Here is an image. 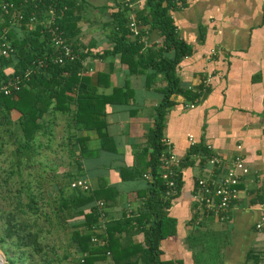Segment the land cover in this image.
<instances>
[{
	"label": "crops",
	"instance_id": "obj_1",
	"mask_svg": "<svg viewBox=\"0 0 264 264\" xmlns=\"http://www.w3.org/2000/svg\"><path fill=\"white\" fill-rule=\"evenodd\" d=\"M69 1L78 17V32L72 38L78 52L89 50L95 55L110 50L112 16L120 0ZM137 3L138 10L144 0ZM171 15L178 37L191 49L178 63L175 76L184 91H200V95L192 99L181 93L171 94L174 104L166 109L162 120L166 144L162 152H172L182 164L175 176L178 185L179 171L178 193L168 199V212L177 221L176 232L161 241L160 258L194 264L186 237L213 232L214 237L227 240L220 264H251L246 260L249 249L264 255V228L255 229L259 219L255 207L264 201H258L264 188V0H183L182 7L175 8ZM139 36L144 46L162 43L158 30L148 24ZM129 38L135 40L130 34ZM91 54L81 60L80 75L107 73V83L103 80L95 86L98 93L109 94L118 87L128 94L121 103L105 106L106 132L114 149L102 148L95 130L74 131L77 137L85 138L83 149L77 147V152L83 153L77 162L69 159L66 163V172L73 179L86 180L89 190L112 189L109 196L113 201L103 208L96 230L101 233L107 221L136 213L150 195L152 178L144 176L152 169L147 134L154 126L155 109L167 82L162 73H156L148 84V70L129 75L118 54ZM16 117L13 113L12 118ZM64 119L57 114L55 137L59 131L66 136ZM195 146L199 150L189 154ZM207 146L226 161L241 158L250 172L239 183L231 217L224 222L205 213L197 216L192 201L196 179L207 175L209 168L202 158L208 154ZM54 166L60 168L57 163ZM135 238L141 242L143 234ZM69 256L64 264H74L80 255ZM96 264H112V260L107 255Z\"/></svg>",
	"mask_w": 264,
	"mask_h": 264
},
{
	"label": "trees",
	"instance_id": "obj_2",
	"mask_svg": "<svg viewBox=\"0 0 264 264\" xmlns=\"http://www.w3.org/2000/svg\"><path fill=\"white\" fill-rule=\"evenodd\" d=\"M5 1L18 4L21 0ZM57 4L67 6L64 16L57 23L64 35L72 39L78 32V17L74 13L73 2L57 0ZM171 8H174L171 0H144L142 8L136 11V18L142 24L157 29L162 37L161 45L144 46L138 37L134 41L129 40L127 12L120 0L112 16L109 36L113 46L110 50L94 55L89 50L79 53L74 47L79 53L78 59L63 65L48 62L46 67L38 68L27 80H23L18 91L9 95L0 94V249L9 254L6 256L8 264H64L71 253L80 255L74 259V264H96L107 255L112 264L181 263L179 260L160 258V243L176 232L177 221L168 212L171 202L160 195L164 186L156 173V166L166 146L162 120L166 109L174 104L171 94L181 93L193 99L200 95V91L193 94L184 91L175 76L178 63L191 53V49L177 35ZM40 11L41 7L36 9L38 17L41 16ZM24 12L26 21L28 8ZM8 36L14 52L8 57L0 56V80H6V69L9 67L14 72L24 70L32 62L42 59L44 54L47 57L53 55L41 24L33 29L12 26ZM90 54L98 57L118 54L129 75L148 70V84L156 73H162L167 82L162 89L163 98L155 109L154 126L147 134L151 147L150 195L136 213L107 221L101 233L96 232L100 221L96 202L102 199L104 207L111 205V188H72L70 182L73 176L65 172L56 180L55 192L48 195L43 175L39 173L35 178L29 170L34 154L51 148L57 114L65 116L67 131L65 141L61 144L59 140L56 146L61 148L64 145L69 159L77 162V157L83 153V150L77 152V147L83 149L85 141L74 133L78 130H95L101 147L114 149L109 146L112 140L106 132L105 106L121 103L128 94L118 87L109 94L98 93L95 86L103 80L107 83V73L97 72L94 76L79 74L81 60ZM13 113L17 114L16 118H12ZM9 146L12 149L7 150ZM199 148L192 147L189 154ZM179 176L178 171V188L181 184ZM258 199L264 200V188ZM202 223L200 221V225ZM140 232L143 234L141 242L135 238ZM62 235L65 240L61 241V247L58 240ZM94 235L104 239L105 243H93L91 238ZM214 235L208 232L186 237L194 264H220L221 251L227 240ZM246 260L257 264L260 260L264 262V255L249 249Z\"/></svg>",
	"mask_w": 264,
	"mask_h": 264
},
{
	"label": "built area",
	"instance_id": "obj_3",
	"mask_svg": "<svg viewBox=\"0 0 264 264\" xmlns=\"http://www.w3.org/2000/svg\"><path fill=\"white\" fill-rule=\"evenodd\" d=\"M174 8L182 7L183 0H171ZM137 1L121 0V6L126 8L127 22L126 26L129 33L133 37H139L142 42V33L144 24L136 18ZM41 7V16L38 17L36 9ZM28 8L27 20L24 21V10ZM31 8V9H30ZM0 56L8 57L14 48L12 41L8 36L9 29L12 26L21 28H34L37 24L43 26L44 32L48 39V45L53 49V55L50 57L46 54L42 59H37L31 66L24 70L12 71L9 67L6 69V80H0V94L9 95L18 91L23 80H27L31 73L44 68L48 62L57 65H63L79 58V54L74 49V41L64 35L63 30L57 23V20L64 16L67 9L66 5H58L57 0H21L18 4L14 2L0 0ZM172 16V15H171ZM82 71L80 70L79 74ZM208 79L204 80L207 84ZM207 148V149H206ZM205 149L208 154L202 157L207 168V175L199 176L196 179L192 201L195 206L197 216L205 213L213 216L217 221L224 222L230 219L232 202L238 194V185L243 181L244 177L250 173L249 169L244 165L239 157H235L231 161H226L217 153H212L210 147ZM181 159L172 152H161L159 162L156 166V173L163 181L164 189L162 191L163 199H173L178 193L177 181L175 179L176 170L181 166ZM145 177L152 178V172L145 174ZM255 179L260 176L255 173ZM152 180V179H151ZM70 187L89 190V184L81 178L73 179ZM99 215H103L104 202L102 200L96 202ZM259 211V219L255 223V229L264 228V201L255 207ZM196 218L195 221L199 222ZM91 241L98 245H103L105 240H99L92 236ZM0 264H8V260L4 252L0 249ZM258 264H264L259 262Z\"/></svg>",
	"mask_w": 264,
	"mask_h": 264
},
{
	"label": "rangeland",
	"instance_id": "obj_4",
	"mask_svg": "<svg viewBox=\"0 0 264 264\" xmlns=\"http://www.w3.org/2000/svg\"><path fill=\"white\" fill-rule=\"evenodd\" d=\"M65 134L60 131L57 132L56 137L53 138L51 141V148L49 150H42L39 154H34L33 159L31 160L30 164V171L31 174L37 178V175L41 173L43 175V181H46L45 186L47 187L46 193L48 195H51L55 192L56 180L60 177V175L66 172V163L68 162V150L65 148L64 145H61V148L56 146V140H60V143L62 144L65 141ZM12 149L11 146L8 147L7 150ZM5 153H8L5 151ZM43 163L42 164H40ZM58 164L60 168H57L58 166H54L55 164ZM27 172V169L24 168V173ZM16 177V176H14ZM46 195V194H45ZM65 238L60 236V239L58 240V243H61V247L63 246V242ZM5 254V253H4ZM9 255V254H8ZM5 254V256H8ZM7 258V257H6Z\"/></svg>",
	"mask_w": 264,
	"mask_h": 264
}]
</instances>
